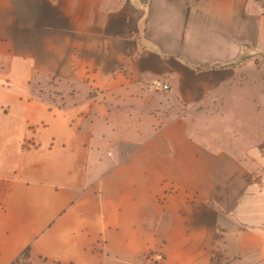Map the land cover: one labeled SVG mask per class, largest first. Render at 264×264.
Instances as JSON below:
<instances>
[{
  "label": "crops",
  "instance_id": "1",
  "mask_svg": "<svg viewBox=\"0 0 264 264\" xmlns=\"http://www.w3.org/2000/svg\"><path fill=\"white\" fill-rule=\"evenodd\" d=\"M260 5L0 0V264H264Z\"/></svg>",
  "mask_w": 264,
  "mask_h": 264
},
{
  "label": "trees",
  "instance_id": "2",
  "mask_svg": "<svg viewBox=\"0 0 264 264\" xmlns=\"http://www.w3.org/2000/svg\"><path fill=\"white\" fill-rule=\"evenodd\" d=\"M10 264H63L42 255H35L28 247Z\"/></svg>",
  "mask_w": 264,
  "mask_h": 264
},
{
  "label": "built area",
  "instance_id": "3",
  "mask_svg": "<svg viewBox=\"0 0 264 264\" xmlns=\"http://www.w3.org/2000/svg\"><path fill=\"white\" fill-rule=\"evenodd\" d=\"M148 87L152 90L166 91L170 89V85L161 78H154L148 84ZM161 264H167L163 262Z\"/></svg>",
  "mask_w": 264,
  "mask_h": 264
},
{
  "label": "rangeland",
  "instance_id": "4",
  "mask_svg": "<svg viewBox=\"0 0 264 264\" xmlns=\"http://www.w3.org/2000/svg\"><path fill=\"white\" fill-rule=\"evenodd\" d=\"M260 1V8L263 10V12H264V0H259ZM248 102V101H247ZM261 103H262V106H261V108H259L258 109V111H257V114L259 115V112L260 111H264V101L263 100H261ZM249 111V109L247 110V112ZM263 117H260V120L261 121H264L263 119H262Z\"/></svg>",
  "mask_w": 264,
  "mask_h": 264
}]
</instances>
